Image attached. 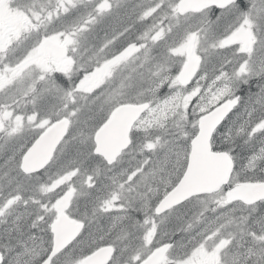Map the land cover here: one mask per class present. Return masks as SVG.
<instances>
[{
    "label": "snow or ice",
    "instance_id": "obj_1",
    "mask_svg": "<svg viewBox=\"0 0 264 264\" xmlns=\"http://www.w3.org/2000/svg\"><path fill=\"white\" fill-rule=\"evenodd\" d=\"M0 264H264V0H0Z\"/></svg>",
    "mask_w": 264,
    "mask_h": 264
}]
</instances>
